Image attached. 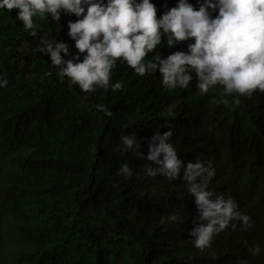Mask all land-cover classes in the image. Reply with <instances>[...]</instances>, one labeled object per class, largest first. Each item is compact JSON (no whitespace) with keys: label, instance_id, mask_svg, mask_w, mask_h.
Masks as SVG:
<instances>
[{"label":"trees","instance_id":"1","mask_svg":"<svg viewBox=\"0 0 264 264\" xmlns=\"http://www.w3.org/2000/svg\"><path fill=\"white\" fill-rule=\"evenodd\" d=\"M152 2L159 18L177 0ZM17 11L0 10V78L8 81L0 87V264H264V92L229 95L216 85L201 94L194 72L189 87L170 90L158 70L139 76L118 59L110 84L122 88L85 93L36 49L46 47L43 35L77 53L67 35L77 17H34L32 37ZM191 42L168 47L162 38L145 60L187 51ZM169 128L185 164L212 162L213 198L231 197L250 228L232 221L208 248L193 245L197 210L184 182L145 174L148 140ZM133 133L135 155L121 143ZM125 163L133 170L127 180L118 174Z\"/></svg>","mask_w":264,"mask_h":264},{"label":"clouds","instance_id":"2","mask_svg":"<svg viewBox=\"0 0 264 264\" xmlns=\"http://www.w3.org/2000/svg\"><path fill=\"white\" fill-rule=\"evenodd\" d=\"M196 8L189 0H177L174 7L157 18V7L152 0H0V10L16 9V19L21 21L29 35L38 36L34 17L59 22L62 14L75 15L68 21L67 35L74 41L77 53L70 52V45L63 39L39 37L38 52L50 54L51 65L59 68V74L82 92H95L97 87L105 91L122 88L117 81L110 84V76L116 61L122 59L136 74H161V84L167 89L187 88L196 74L201 94L216 85H222L226 94L250 96L254 91L264 92V0H197ZM215 13V15H213ZM162 38L168 47L191 40L187 51H175L166 57L152 55ZM61 52L69 55L65 60ZM83 54V59H80ZM8 81L0 78V87ZM97 110L106 116L112 113L103 104ZM175 105L169 106L171 114ZM167 126V125H165ZM172 130L160 134L157 131L148 140L145 167L148 176H164L180 179L189 195L194 198L197 214L189 236L200 250L208 248L214 238L232 221L239 220L251 227V218L242 214L238 204L223 195L213 198L209 183L215 176L212 162H185L178 158L170 143ZM122 150L139 151L136 135L123 136ZM144 155L143 153H140ZM155 165V166H154ZM182 173V175H181ZM118 174L124 179L133 176L127 163L121 165ZM177 215L168 217L176 222ZM199 222V223H197ZM235 227V225H233ZM256 245L249 251L260 252ZM246 264V262H240Z\"/></svg>","mask_w":264,"mask_h":264}]
</instances>
